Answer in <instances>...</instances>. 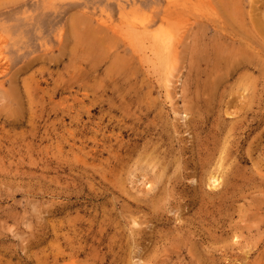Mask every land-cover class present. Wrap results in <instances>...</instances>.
I'll return each instance as SVG.
<instances>
[{"label":"rangeland","instance_id":"374dc122","mask_svg":"<svg viewBox=\"0 0 264 264\" xmlns=\"http://www.w3.org/2000/svg\"><path fill=\"white\" fill-rule=\"evenodd\" d=\"M0 264H264V0H0Z\"/></svg>","mask_w":264,"mask_h":264},{"label":"bare ground","instance_id":"6f19581e","mask_svg":"<svg viewBox=\"0 0 264 264\" xmlns=\"http://www.w3.org/2000/svg\"><path fill=\"white\" fill-rule=\"evenodd\" d=\"M144 29H148L146 26H144ZM157 34H159V33H157ZM170 41V40H169ZM168 42V41H167ZM223 54H224V52H223ZM220 57V56H219ZM229 114V113H228ZM181 116H182V118L185 120L187 117H188V113H187V111L186 110H182V112H181ZM137 262L138 263H142V259L140 258V257H138V260H137ZM136 263V262H135Z\"/></svg>","mask_w":264,"mask_h":264}]
</instances>
